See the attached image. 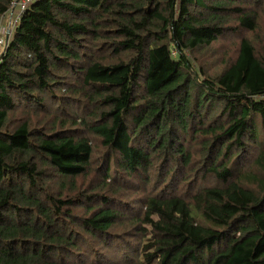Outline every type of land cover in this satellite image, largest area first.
I'll use <instances>...</instances> for the list:
<instances>
[{"label": "trees", "instance_id": "trees-1", "mask_svg": "<svg viewBox=\"0 0 264 264\" xmlns=\"http://www.w3.org/2000/svg\"><path fill=\"white\" fill-rule=\"evenodd\" d=\"M17 22L0 264H264V0H29Z\"/></svg>", "mask_w": 264, "mask_h": 264}, {"label": "built area", "instance_id": "built-area-1", "mask_svg": "<svg viewBox=\"0 0 264 264\" xmlns=\"http://www.w3.org/2000/svg\"><path fill=\"white\" fill-rule=\"evenodd\" d=\"M27 1H29V0H14L11 3V6L17 7L18 13H17V15H15L13 17L9 16L7 26H3L0 23V46H3L6 43V41H7L6 37L9 36L12 28L17 25V23H18L17 20L20 17V15L22 14V12L25 10Z\"/></svg>", "mask_w": 264, "mask_h": 264}, {"label": "rangeland", "instance_id": "rangeland-1", "mask_svg": "<svg viewBox=\"0 0 264 264\" xmlns=\"http://www.w3.org/2000/svg\"><path fill=\"white\" fill-rule=\"evenodd\" d=\"M4 26H6V25H4ZM232 40L234 41V39H230V38L227 40H220V42L218 44H215L213 46V47H218V50H219L218 53L215 56L214 55L211 56V54H209V52L205 53L202 57L203 58L202 62H205V63L209 62L210 64H215L214 61H215V59H217V55H219L220 58L225 57V52L222 50H228V51L230 50L231 51L230 47L228 48V44ZM0 50H1V46H0ZM218 61H219V59H218Z\"/></svg>", "mask_w": 264, "mask_h": 264}, {"label": "crops", "instance_id": "crops-1", "mask_svg": "<svg viewBox=\"0 0 264 264\" xmlns=\"http://www.w3.org/2000/svg\"><path fill=\"white\" fill-rule=\"evenodd\" d=\"M7 22H8V17H4V18L1 19V22H0V23H1L3 26H4V25L7 26V24H8Z\"/></svg>", "mask_w": 264, "mask_h": 264}, {"label": "water", "instance_id": "water-1", "mask_svg": "<svg viewBox=\"0 0 264 264\" xmlns=\"http://www.w3.org/2000/svg\"><path fill=\"white\" fill-rule=\"evenodd\" d=\"M6 39H7V37H6Z\"/></svg>", "mask_w": 264, "mask_h": 264}]
</instances>
